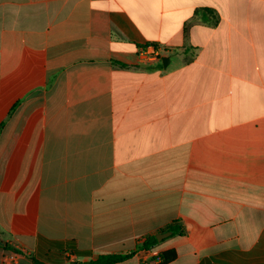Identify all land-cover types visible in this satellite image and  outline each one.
<instances>
[{"label": "crops", "instance_id": "obj_1", "mask_svg": "<svg viewBox=\"0 0 264 264\" xmlns=\"http://www.w3.org/2000/svg\"><path fill=\"white\" fill-rule=\"evenodd\" d=\"M170 251L264 264V0H0V264Z\"/></svg>", "mask_w": 264, "mask_h": 264}, {"label": "trees", "instance_id": "obj_2", "mask_svg": "<svg viewBox=\"0 0 264 264\" xmlns=\"http://www.w3.org/2000/svg\"><path fill=\"white\" fill-rule=\"evenodd\" d=\"M213 13L212 10L210 9H201L197 12V14H201V16L203 17L204 20L208 21V14ZM155 48H157V45L153 44ZM147 48V47H145ZM119 65L125 66L124 64H120ZM157 243V239L153 238L152 243L150 244L149 242H146L143 245L144 249H149L150 247H152L153 245H155ZM90 255V253L88 252H83L82 254H79V256H88ZM134 256L133 253L131 254H115V255H99L97 256L95 259H92L89 263L87 264H119L122 262H125L129 259H131ZM160 261L158 264H168L170 262H172L175 258H176V253L174 251H170V252H165L159 255ZM35 264H43L41 262H35Z\"/></svg>", "mask_w": 264, "mask_h": 264}, {"label": "water", "instance_id": "obj_3", "mask_svg": "<svg viewBox=\"0 0 264 264\" xmlns=\"http://www.w3.org/2000/svg\"><path fill=\"white\" fill-rule=\"evenodd\" d=\"M168 64H169V58H164V61H163L164 67H167ZM170 235H172V232H166V233L159 234L158 236H156V238L158 241H161L162 239H164Z\"/></svg>", "mask_w": 264, "mask_h": 264}, {"label": "built area", "instance_id": "obj_4", "mask_svg": "<svg viewBox=\"0 0 264 264\" xmlns=\"http://www.w3.org/2000/svg\"><path fill=\"white\" fill-rule=\"evenodd\" d=\"M152 54H153V57H157V54H155V53H152ZM141 55L148 56V53L142 52ZM157 261H158V262L160 261L159 256H158V258H157Z\"/></svg>", "mask_w": 264, "mask_h": 264}]
</instances>
